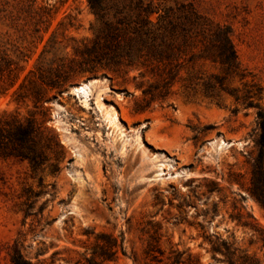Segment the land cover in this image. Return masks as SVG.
<instances>
[{
	"label": "rangeland",
	"instance_id": "374dc122",
	"mask_svg": "<svg viewBox=\"0 0 264 264\" xmlns=\"http://www.w3.org/2000/svg\"><path fill=\"white\" fill-rule=\"evenodd\" d=\"M162 1V0H155ZM213 25L227 26L243 78L227 77L218 96L202 83L223 75L197 61L178 72L165 100L142 107L143 69L75 76L61 89L39 74L80 60L93 36L87 0H0V125L31 119L40 164L0 156V264L17 247L32 263L74 264L95 236L123 241L115 264L148 263L147 250L196 264L246 256L264 264V231L250 194L264 112V0H176ZM142 72V76H140ZM86 86L87 98L72 89ZM251 217V218H249Z\"/></svg>",
	"mask_w": 264,
	"mask_h": 264
},
{
	"label": "trees",
	"instance_id": "16d2710c",
	"mask_svg": "<svg viewBox=\"0 0 264 264\" xmlns=\"http://www.w3.org/2000/svg\"><path fill=\"white\" fill-rule=\"evenodd\" d=\"M95 20L93 36L77 50L80 60L66 68L59 67L47 74L40 73L41 85L50 90L61 89L75 76L94 74L101 70L143 69L154 82L138 86L142 94V107L154 100H165L178 72L197 61L219 65L223 75H212L202 83L208 97L218 96L215 84L221 90L227 77L243 78L242 69L227 26L213 25L200 15L190 3L176 0H87ZM142 76V72L139 74ZM258 151L252 162L250 194L264 213V112H256ZM37 127L31 119L25 122L12 120L0 125V156L27 159L34 167L40 164V155L34 147ZM251 218V217H249ZM264 246V231L253 222L242 223ZM96 244L90 253H84L74 264H115L118 251L123 252V241L118 243L111 234L95 236ZM212 253L227 256L229 264H254L244 256L234 258L226 243L215 244ZM145 264H196L189 255L177 250L165 255L160 250L149 249ZM11 264H43L27 260L17 247L13 248ZM133 264H141L137 257Z\"/></svg>",
	"mask_w": 264,
	"mask_h": 264
},
{
	"label": "bare ground",
	"instance_id": "6f19581e",
	"mask_svg": "<svg viewBox=\"0 0 264 264\" xmlns=\"http://www.w3.org/2000/svg\"><path fill=\"white\" fill-rule=\"evenodd\" d=\"M73 92L77 95L83 94L84 97L87 98L86 86L80 85L79 87H76Z\"/></svg>",
	"mask_w": 264,
	"mask_h": 264
},
{
	"label": "water",
	"instance_id": "95a60500",
	"mask_svg": "<svg viewBox=\"0 0 264 264\" xmlns=\"http://www.w3.org/2000/svg\"><path fill=\"white\" fill-rule=\"evenodd\" d=\"M81 85V83L76 84L72 89H75L76 87H79Z\"/></svg>",
	"mask_w": 264,
	"mask_h": 264
}]
</instances>
